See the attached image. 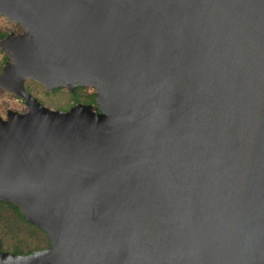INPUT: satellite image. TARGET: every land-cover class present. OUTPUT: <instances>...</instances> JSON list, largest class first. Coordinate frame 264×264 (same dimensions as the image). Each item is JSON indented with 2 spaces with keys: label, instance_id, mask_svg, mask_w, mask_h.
Returning a JSON list of instances; mask_svg holds the SVG:
<instances>
[{
  "label": "water",
  "instance_id": "1",
  "mask_svg": "<svg viewBox=\"0 0 264 264\" xmlns=\"http://www.w3.org/2000/svg\"><path fill=\"white\" fill-rule=\"evenodd\" d=\"M0 200L51 246L0 264H264V0H0ZM96 89L43 105L27 88Z\"/></svg>",
  "mask_w": 264,
  "mask_h": 264
},
{
  "label": "trees",
  "instance_id": "2",
  "mask_svg": "<svg viewBox=\"0 0 264 264\" xmlns=\"http://www.w3.org/2000/svg\"><path fill=\"white\" fill-rule=\"evenodd\" d=\"M6 33H1L0 37ZM8 60L5 56L4 62ZM56 88L55 90H59ZM75 103L95 104V93H88L79 86L71 94ZM50 240L44 230L26 220L22 211L13 203L0 200V248L13 254H30L49 248Z\"/></svg>",
  "mask_w": 264,
  "mask_h": 264
},
{
  "label": "rangeland",
  "instance_id": "3",
  "mask_svg": "<svg viewBox=\"0 0 264 264\" xmlns=\"http://www.w3.org/2000/svg\"><path fill=\"white\" fill-rule=\"evenodd\" d=\"M12 32L22 33L24 32V28L19 23L12 22L5 16L0 15V34H9ZM5 56L7 55L0 48V72L2 65L5 63ZM84 87L86 88V91L88 93L96 92V89L92 86ZM27 88L33 94V96H35L43 105L51 109L68 110L75 104L71 96L72 92H70L67 88L60 87L59 90L47 91L43 84L38 83L35 80H28ZM8 110L26 112L28 110V107L24 99L19 98L0 87V115L5 118Z\"/></svg>",
  "mask_w": 264,
  "mask_h": 264
},
{
  "label": "flooded vegetation",
  "instance_id": "4",
  "mask_svg": "<svg viewBox=\"0 0 264 264\" xmlns=\"http://www.w3.org/2000/svg\"><path fill=\"white\" fill-rule=\"evenodd\" d=\"M6 35H7V34H6ZM6 35H5V36H6Z\"/></svg>",
  "mask_w": 264,
  "mask_h": 264
}]
</instances>
